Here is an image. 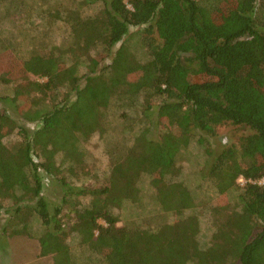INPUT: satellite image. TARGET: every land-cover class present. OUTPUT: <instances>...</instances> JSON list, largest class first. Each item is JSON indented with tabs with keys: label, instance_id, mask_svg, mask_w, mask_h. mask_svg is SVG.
<instances>
[{
	"label": "trees",
	"instance_id": "obj_1",
	"mask_svg": "<svg viewBox=\"0 0 264 264\" xmlns=\"http://www.w3.org/2000/svg\"><path fill=\"white\" fill-rule=\"evenodd\" d=\"M15 4L31 15L13 20L7 8L10 33L0 27V215L10 219L0 237L26 236L50 264H264V0H0ZM137 26L146 62L130 38L114 50ZM107 125L117 135L108 171L76 182L91 175L86 143ZM225 125L250 133L214 156L208 139ZM44 175L59 182L58 203ZM146 207L167 221L149 228Z\"/></svg>",
	"mask_w": 264,
	"mask_h": 264
},
{
	"label": "rangeland",
	"instance_id": "obj_2",
	"mask_svg": "<svg viewBox=\"0 0 264 264\" xmlns=\"http://www.w3.org/2000/svg\"><path fill=\"white\" fill-rule=\"evenodd\" d=\"M7 6L0 5V27L4 30L5 34L8 35L10 33L8 29V25L10 24L7 23V21L3 18V13L6 15L5 12L7 11V8L9 10L8 15H10L9 12L12 13L13 20L15 18L16 19L24 18L26 15L30 16L31 12H30V9H19L16 4L11 5L9 7ZM36 19L37 17L34 15L33 21H35ZM23 21L24 20L20 19L14 24H11V26L14 25L15 27L13 26L12 27L16 29L17 31L19 27H24L23 25L25 24ZM26 26L27 25H25V27ZM144 30H145L144 26L130 27L128 35L125 36L123 40L114 47V50H117L123 42H127V39L130 38V44L133 45L134 47L132 51H135V53L138 55V59L141 60L142 62H146L147 60H150V56L148 55V50L142 44V42L144 41L146 37L144 35ZM54 31L56 32L59 31V33L62 32L61 23L57 24L54 27ZM156 38H157V35H156ZM56 40H58V38ZM52 41H54V39H51L48 42H52ZM1 61H7V58L5 57L4 60L3 58H1ZM107 61L110 62L111 58H108L105 61V63H107ZM29 78L31 80H36V79L38 80L37 77L32 76V75ZM125 91L129 92V90L126 87H123L122 92H125ZM27 103L30 104L29 100L27 101ZM111 105L113 106L114 109L116 108V110L115 112H114V109L110 111V119L111 121L116 122V120H114V115L115 114L123 115L124 110H122L120 106H119V109L117 110L118 107L114 101L111 103ZM0 106L3 108L5 107V104L1 102ZM23 110H24L23 111L24 113L25 109ZM8 112L12 114L13 118L17 120L19 124L25 125L30 132H33L34 129L37 128V124H38L37 122H24V120L21 119L22 112H18L14 108H9ZM154 114L149 113V116L153 119ZM146 122H147V119H146ZM164 123H165L164 121L159 122L160 129H162V125ZM107 130H108V133L105 134V137L103 138V140L100 139L98 136H94L86 143V147H87L86 149H87L88 157H89V161H88L89 167L88 168L90 169L91 175L88 176L86 174L84 176H81L79 177V180H77V176H76L75 177L76 182L78 181L81 184L85 183L87 185L96 184V182L103 176V174L108 171L109 166H108L107 150L109 149L110 145L114 143L113 141L117 139V135L114 131L110 129L109 125H107ZM249 133H250L249 129L244 128V127H235L231 125H225L222 128H219L217 136L208 139V142L211 143V146L213 147V150H214L213 155L215 156L219 152L220 149L229 147L233 143H238L242 138L246 137ZM13 139L14 137H11V138L6 137L4 138L3 141L6 144H9L13 142ZM194 148H195V144H194ZM194 151L197 152V155L199 154V150L195 149ZM191 162H195V160L192 159ZM188 164H190L191 166L190 162H188ZM197 167L198 166H195V168H192V170H195ZM189 171L190 169L185 171L184 173L187 174L189 173ZM63 174H66V172H64ZM185 174L183 175L185 176ZM94 176L95 178H93ZM182 180H187L185 182L190 184L191 188L194 187L191 183L188 182L189 179H186L185 177H183ZM43 181H44V194L46 195L48 202H50L51 204L58 203L59 200H61L63 197L62 195L63 191L61 190L60 184L57 181V179H53L52 177H48V176L46 177V175H44ZM239 182L240 184H244L241 181ZM209 186L210 185L208 183L204 184L203 190L200 191L198 194L200 199H204L205 201H208L211 197L213 198L215 196V192ZM31 204H34V202H31ZM197 206H201V204L199 203L197 204ZM212 206L217 207V208H223V206H217V205L214 206V204H212ZM147 210H149L148 207H146V212H149L150 214H147V216L144 217L145 223L143 224H146L147 226H149V228L157 229L160 225H162V223L167 221V217L158 218L155 216L154 211L152 213L150 212V210L149 211ZM190 212H186L184 213V215L185 214L189 215ZM1 213L2 215H0V236L4 234L1 230H3L5 225L10 220L9 216L4 214L3 211ZM138 215L141 216V213H138ZM136 216H137V213L136 215L133 214L132 218ZM153 216L155 217L154 219H152ZM135 219H137V217ZM209 222L210 221L209 220L207 221V219L205 221L202 220L201 222L202 224L201 234L203 235L205 241L207 242L210 239L211 234L213 232V226L209 225ZM119 224L120 225L124 224L122 216L119 217ZM5 238H6V235L3 237H0V264H50L49 259L42 260L39 258H35V254H32L29 252L35 248V243L33 240L28 239L26 236H21V237L18 236L16 238H11L9 239V241H6ZM83 261L85 262L86 260L84 259L78 260L77 264H84Z\"/></svg>",
	"mask_w": 264,
	"mask_h": 264
},
{
	"label": "built area",
	"instance_id": "obj_3",
	"mask_svg": "<svg viewBox=\"0 0 264 264\" xmlns=\"http://www.w3.org/2000/svg\"><path fill=\"white\" fill-rule=\"evenodd\" d=\"M239 181L243 182V183H246L244 179H240ZM261 184H264V179L260 181Z\"/></svg>",
	"mask_w": 264,
	"mask_h": 264
}]
</instances>
